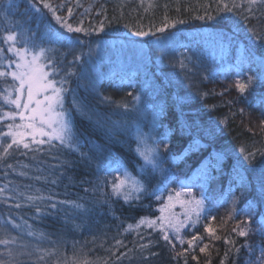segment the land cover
<instances>
[{"label": "trees", "instance_id": "trees-1", "mask_svg": "<svg viewBox=\"0 0 264 264\" xmlns=\"http://www.w3.org/2000/svg\"><path fill=\"white\" fill-rule=\"evenodd\" d=\"M33 2L0 3V47L5 58L14 59L3 37L16 32L30 47L55 50L49 55L60 73L51 78L72 73L67 76L65 107L73 108V98L82 107V112L72 111L79 151L58 141L29 142V149L13 145L0 160V239L16 241L0 244V259L7 264H74L73 257L75 264H261L264 236L256 230L264 223V81L244 93L235 85L264 72V40L256 38L264 35V6L249 14L245 8L220 12L219 0H151L152 7L150 0L143 6L141 0H47L56 15L86 30L68 32L47 8L37 4V13ZM225 3L231 6L232 0ZM172 23L175 27L156 31ZM139 30L156 35H132ZM50 32L62 39L50 43ZM162 37L169 43H150ZM101 38L148 41L151 62L143 73L129 69L113 74L114 63L93 59L91 47ZM90 59L97 62V71ZM6 80L11 83L10 77ZM150 81L153 102L144 96ZM8 111L11 106L0 101V115ZM9 123L0 121V132H7ZM137 130L152 131L158 142L167 144L161 164L165 171L149 169L140 176L154 194L125 203L112 195L118 175L108 170L119 164L137 175L143 163L133 151ZM10 142V137L0 138L4 146ZM246 153H255L252 164L244 159ZM182 185L191 187L196 198H206L207 211L192 244L188 241L193 236L187 238L185 232L179 233L183 244L170 233L171 243L164 241L157 219L167 211L160 209L169 204L168 196ZM73 202L83 208H74ZM143 218L158 223L149 228L140 224ZM249 220L253 231L240 236ZM128 225L133 227L126 232ZM37 249L56 250V255L40 261L43 252Z\"/></svg>", "mask_w": 264, "mask_h": 264}, {"label": "snow or ice", "instance_id": "snow-or-ice-1", "mask_svg": "<svg viewBox=\"0 0 264 264\" xmlns=\"http://www.w3.org/2000/svg\"><path fill=\"white\" fill-rule=\"evenodd\" d=\"M2 2L3 0H0V3ZM11 2L12 0H9L10 5ZM37 4L42 5L43 8H47L48 11L52 13L57 23L61 24L63 28H66L68 32L86 31L81 27L73 28L64 18L56 15V10L52 8L47 0H36V2L31 4V7L37 13H40L41 8L38 7ZM143 4L144 0H141V6H143ZM257 5L264 6V0H240L239 3H237L236 0H232L231 6L225 3V0H219L218 11L232 12L237 8H245L249 14H252L253 8ZM152 6L153 4L150 0L148 7ZM70 15L71 9H69V16ZM208 18L213 19L214 17L209 16ZM165 19H167V17H165ZM245 19H248V17H245ZM167 27H175V23L171 25L165 24L162 27H158L156 31L163 33ZM99 30H104L103 23L100 24ZM18 35L19 34L16 32H11L3 37V42L8 44L7 51L12 53L15 59L5 58V49L0 47V84H7L6 87L0 88V101L4 104L14 106L15 109L14 111L3 112V114L0 115V121L4 119L13 121V123L7 124V132H0V138H11V142L7 143L6 146L0 144V147L3 148L2 153H0V160H3L4 157L8 155V150L11 149L13 145H15L17 149H29L30 143L27 142L28 137H31V144L43 145L48 143L51 145L52 140H57L61 146L79 151V144L73 132L72 111L82 112V107L75 98L72 100V109L65 107V94L68 92L66 85L69 83L67 76L72 75V73H67L59 80L54 78L49 79V76L55 77L60 73V69L57 67L53 57L49 55L50 52L55 50L35 45L30 47L29 40L18 39ZM132 35L137 37H148L150 35L155 36L156 32L139 30L133 31ZM256 38L264 40V35L256 34ZM53 39L59 41L62 37L60 34L50 32L49 42L51 43ZM17 44H22L23 46L17 47ZM76 59L78 60L79 57H76ZM261 63L264 64V60H262ZM5 64L7 65V70L4 68ZM179 64L182 69L185 67L183 61H180ZM46 69L48 70L46 71ZM8 77L11 78L10 84H8L6 80ZM258 80L264 81V72L257 76H249L247 78V83L237 81L235 86L239 92L244 93L249 86L255 84ZM13 92L16 93L15 98H13ZM129 95H131V93H129ZM134 99L136 102H139L140 97L136 96ZM102 100L104 102H110L109 97H102ZM121 106L127 108V105ZM240 111L243 113L244 110L241 109ZM17 117H19L20 123H15ZM44 137H47V140H45ZM135 138L137 145L133 151L143 162L137 166V175H133L126 167L119 164L115 169L110 167L108 170L109 173L113 171L120 173V176L117 177L116 181L112 184V195L122 198L125 203H130L132 200H139L144 195L154 194L148 192V188L144 180L139 178L140 176L144 175L149 169L152 172L157 170L161 172L165 171L161 168V164L162 153L167 151V144L163 141L157 142L152 140L150 136L140 133L139 130H137ZM166 139L167 137H165V140ZM150 140H152L151 143H149ZM161 143H164L163 148L160 146ZM38 150L39 149H35V151ZM240 151L244 153L245 149L241 148ZM81 155H84V153H81ZM260 155L264 156V152H261ZM254 157L255 153H246L244 159L249 164H252ZM9 167H11V165H9ZM23 174L24 173H21V175ZM0 191H2V189H0ZM181 192H186L191 197V199L186 202L189 206L185 213L186 221H174L172 218L165 217L157 218L161 221L159 229L162 232V239L169 243H171L168 234L169 231L174 233L176 239H180L179 233L181 229L186 226V222L190 221L192 226H195V224L200 221L202 213L207 211L205 207L206 198L203 195L196 198L192 195L191 187L183 185L181 187ZM180 194V192L176 193L177 196ZM155 198L157 200L162 199L159 195H156ZM172 200L173 197L169 195L168 201L171 202ZM233 203H235V200ZM55 206V204L52 205V207ZM17 207H19V205H17ZM73 207L81 209L83 205L73 202ZM166 207H168V205H164L160 211L163 212ZM210 219L215 220V217H210ZM140 224H146L149 228L156 226L155 221L148 220L147 218L141 219ZM17 227L19 226L17 225ZM132 227V225H128L125 231L127 232L132 229ZM137 227H139V225H137ZM206 230L209 232L212 231L211 228H206ZM252 231L251 221L249 220L246 227L239 231V235L247 237ZM256 231H259L260 234L264 236V223H262L261 228ZM30 235H34V233H30ZM196 239L197 237L193 236L192 240L188 241V243L192 244ZM15 242L14 238L12 240L0 239V244L3 245ZM180 242L183 244L184 240L180 239ZM116 244L120 245L122 241L117 240ZM141 247H147V245H141ZM173 247L175 246L173 245ZM206 247L207 246L200 248V251L204 252ZM249 250L251 251L252 249L250 248ZM37 251L43 252V255L38 257L40 261H43L45 256L56 255V250L48 251L37 249ZM8 255L12 256L11 249L8 250ZM29 255L31 254L29 253ZM261 256L264 257V249L261 250ZM117 259H120V257H117ZM73 262L75 264V257H73ZM0 264H7V262L0 259ZM65 264H67L66 261ZM84 264H88V261H84ZM261 264H264V259L261 260Z\"/></svg>", "mask_w": 264, "mask_h": 264}, {"label": "rangeland", "instance_id": "rangeland-1", "mask_svg": "<svg viewBox=\"0 0 264 264\" xmlns=\"http://www.w3.org/2000/svg\"><path fill=\"white\" fill-rule=\"evenodd\" d=\"M168 40L169 39H165L164 37H162L161 39L158 40H151L150 43L161 47L163 44L169 43ZM150 43H148V41H144V42L142 40L133 41V40H125L123 38L120 40H104V39L102 40L101 38V40L95 43L91 48H93L92 49L93 50L92 54L94 56L93 59L95 58L99 62H106L108 64L114 63L115 67H113L114 68L113 74L114 71L116 70L126 74V72H128L129 69L134 71L139 70L140 72L143 73L144 72L143 67L145 66V64L147 65L149 62H151L152 59L150 58V54H149ZM17 47L19 46L17 45ZM93 59H90L91 67L92 69L97 71L98 65L97 62L94 61ZM47 70L48 69H46V71ZM49 79H52L51 76H49ZM137 85L139 86L138 89L140 90L143 84L140 82ZM152 85L153 83L150 81L148 85L144 87V89H146L144 92V96L145 98H147L149 102H153L152 100H154L155 98L154 95L155 87L154 85L153 86ZM141 93L142 92L140 91V94ZM13 94H14L13 98H15L16 93ZM148 101L145 104L146 108L148 107V105H150ZM14 110H15L14 106H11V111ZM11 122L13 123V121ZM20 122L21 121L19 117H17L15 123H20ZM153 128H154V124H153ZM145 135L150 136L152 140L158 142V140L155 137V134L152 131H147ZM44 139L47 140V137H44ZM152 140H150L149 143H151ZM52 141H57V140H52ZM27 142H31V137H28ZM115 173L118 175V177L120 176L119 172H115ZM181 187L182 186H180L179 189L174 190L175 193L172 195L173 200L169 202V204H167L168 205L167 211H165V213L162 214L161 217L172 218L174 221H186L185 213L189 207L186 204V202L190 200L191 197L189 195H184V193L181 192ZM178 192L181 193L179 196L176 195V193ZM156 223H158V221ZM197 225L198 223H196L195 226H192L191 222L187 221L186 226L181 229L180 233L181 232H185V234L187 233L186 234L187 238L194 236L195 235L194 232L197 230ZM169 233L174 235L172 231H169ZM190 240H192V238Z\"/></svg>", "mask_w": 264, "mask_h": 264}]
</instances>
